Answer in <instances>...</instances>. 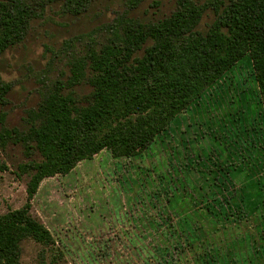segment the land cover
Instances as JSON below:
<instances>
[{"label": "trees", "instance_id": "trees-1", "mask_svg": "<svg viewBox=\"0 0 264 264\" xmlns=\"http://www.w3.org/2000/svg\"><path fill=\"white\" fill-rule=\"evenodd\" d=\"M124 1L132 9L142 0ZM64 3L79 14L88 0ZM208 8L214 19L201 30ZM33 15L24 0H0V55L22 41ZM245 55L251 60L264 113V0H181L161 19L121 22L113 37L92 43L70 58L68 75L52 82L37 106L27 111L22 129L4 125L1 109L7 105L11 84L0 75V151L8 142L20 145L27 160L17 165V174L28 177L24 204L0 213V264H19L25 239L39 243L43 255L57 251L48 228L30 212V201L42 180L66 176L104 149L117 160L140 157L181 112ZM83 84L88 91L78 94L76 88ZM6 169L0 157V173ZM182 169L189 171L178 165L171 174L159 173L146 195L154 210L147 222L155 225L153 234L158 238L151 249L132 243L131 236L139 235V230H127L123 233L132 245L130 252L124 251L128 243L118 247L114 240L104 241L98 245L99 255L90 259H106L116 248L115 264H227L221 259L223 250L210 239L214 230L201 224L204 218L211 226L222 220L224 206L212 193L206 202L202 199L206 211L201 213L194 193L198 186L195 180L179 176L185 173ZM209 175L212 181L203 183L208 191L227 193L228 183L205 169V176ZM182 201L185 209L173 221L174 208H180ZM43 255L38 264H46ZM144 255L148 258L140 257Z\"/></svg>", "mask_w": 264, "mask_h": 264}, {"label": "rangeland", "instance_id": "rangeland-1", "mask_svg": "<svg viewBox=\"0 0 264 264\" xmlns=\"http://www.w3.org/2000/svg\"><path fill=\"white\" fill-rule=\"evenodd\" d=\"M24 1L34 11L25 36L0 55V75L11 84L7 105L1 109L5 112L4 125L19 129L24 127L27 111L37 106L51 83L68 75L72 56L82 53L92 43L113 37L121 22L130 19L151 22L168 16L181 0H142L132 9L124 0H88L85 10L79 14L69 11L64 0ZM213 19L214 13L208 8L199 29H206ZM253 83L251 60L245 55L194 101L200 107L195 121L186 108L183 111L186 116L181 115L180 120L177 116L140 157L117 160L104 150L91 160L81 162L66 176L42 180L30 201V212L48 228L57 251L48 250L43 255L39 243L25 239L21 243L19 264H38L42 255L46 264H115L116 248L106 259L94 262L90 257L99 255L98 245L104 241L114 240L118 247L127 244L123 233L127 230H139V235L131 236L132 243L145 244L151 249L158 238L153 234L155 225L147 222L154 210L146 195L159 173L171 174L178 165L189 167V171L182 169L185 173L179 176L195 180L196 207L201 213L206 211L202 205L212 193H216L224 206L222 220L211 226L204 218L201 224L214 230L210 239L217 246L231 252L227 264H264L257 254L261 242L264 244L261 239L264 237L261 223L264 219V117L258 101L247 95ZM240 85L248 86L244 90L246 96L242 97ZM87 91L86 84L76 88L78 94ZM255 147L263 151L262 156ZM0 157L7 165L0 173V213H4L21 207L26 201L28 177L17 174V165L27 158L22 147L12 142L0 151ZM205 169L218 173L231 192H209L203 183L212 181L213 177L205 176ZM184 209L182 201L180 208H174L173 221ZM125 213L129 215L124 218ZM247 234L250 255H247ZM131 246L121 250L130 252Z\"/></svg>", "mask_w": 264, "mask_h": 264}, {"label": "crops", "instance_id": "crops-1", "mask_svg": "<svg viewBox=\"0 0 264 264\" xmlns=\"http://www.w3.org/2000/svg\"><path fill=\"white\" fill-rule=\"evenodd\" d=\"M247 86V85H246ZM248 87V86H247ZM247 87H244V86H242V85H240V88L243 90L242 91V97L243 96H246V94H245V92H244V90H245V88H247ZM250 87V86H249ZM252 87V86H251ZM253 89H250V91L251 92H247V95L249 96V97H251L252 96V99L253 100H256V101H258V103H259V96H258V87H257V84H256V82H255V80H254V83H253V87H252ZM206 91V90H205ZM226 96V95H225ZM227 97V96H226ZM245 98V97H244ZM196 101V100H195ZM250 101H251V98H250ZM255 101V102H256ZM236 106H238L237 105V103H236ZM258 108H259V110H261L262 111V113H263V107H262V105L259 103L258 105ZM188 110L187 111H189L188 112V114H189V116L191 117V120L192 121H195L196 119L194 118V117H199L198 116V114L200 113V107H197V105H196V103H191L188 107ZM190 108V109H189ZM257 108V109H258ZM256 110V109H255ZM186 116V114H184L183 112H181L179 115H178V119L180 120V116ZM262 116L264 117V113L262 114ZM185 118V117H184ZM201 118V117H200ZM178 120V121H179ZM185 122V121H184ZM259 133V132H258ZM105 150V149H104ZM104 150H102L101 152H103ZM106 152L108 151V150H105ZM255 151H257V153H258V155L259 156H262V154H263V151L262 150H259V148H256L255 147ZM101 152H99V153H101ZM98 153V154H99ZM108 153H109V156L110 157H112L111 155H110V152L108 151ZM97 155V154H96ZM95 156V155H94ZM93 156V157H94ZM113 158V157H112ZM82 162H84V161H82ZM81 163V162H80ZM80 163H78L77 165H79ZM261 223L262 224H264V219L263 220H261ZM246 229H248V228H246ZM217 231H218V229H217ZM248 231H250V230H248ZM263 232V231H262ZM246 236V235H245ZM249 234H247V238H246V240L245 241H249V242H247V245H248V251H247V255H250L251 254V252L252 251H250V249H251V243H250V240H249ZM261 239H263L264 240V237L262 236L261 237ZM261 242V241H260ZM218 247L220 248V249H222L223 250V258L221 257V259H222V262H228V256L231 254V252H227V248H222L221 246H219L218 245ZM260 248H259V252L257 253V254H259V255H261L260 257H259V259H263L264 260V244H262V242H261V244H260V246H259ZM257 262H259V260L257 259L256 260Z\"/></svg>", "mask_w": 264, "mask_h": 264}]
</instances>
